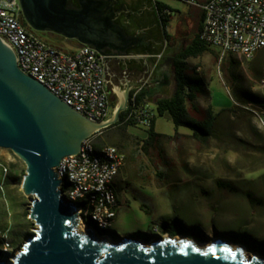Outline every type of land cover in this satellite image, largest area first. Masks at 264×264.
Wrapping results in <instances>:
<instances>
[{
	"label": "rangeland",
	"instance_id": "rangeland-1",
	"mask_svg": "<svg viewBox=\"0 0 264 264\" xmlns=\"http://www.w3.org/2000/svg\"><path fill=\"white\" fill-rule=\"evenodd\" d=\"M163 1L174 9L167 28L172 34L170 49L177 46L187 29L188 37L193 36L201 10L197 3L201 0ZM180 14L188 18L186 30L180 22L177 27L174 25ZM35 34L61 50L76 49L71 39L62 35L41 31ZM210 48L187 60L186 74L202 83L195 100L197 105L201 108L211 105L216 112L225 110L217 118L216 135L208 144L188 136L144 152L140 143L146 127L128 126L125 163L114 179L119 207L107 227L111 232L102 236L105 239L120 241L130 236L149 243L151 238L167 235L177 240L188 237L204 247L209 238L217 236L231 247L233 244L239 247L246 256L256 254L264 258L244 245L264 247V125L257 115L264 110V90L259 86L264 75V48L252 58L227 54L222 59ZM113 85L114 79L110 87ZM246 94L256 101L248 100ZM121 97L122 92H110V105H114L109 117ZM112 130L111 136L115 138L117 131ZM155 130L172 135L175 126L167 114L156 115ZM177 131L190 134L183 126H178ZM103 136L100 135L102 139ZM12 166L16 178L4 183ZM0 171V236H3L15 220L28 217L31 197L20 186L24 163L9 149L0 148ZM62 190L64 194L69 192L64 186ZM35 228L32 221L30 235ZM26 238L13 242L12 248L6 245L1 248L0 258L10 260Z\"/></svg>",
	"mask_w": 264,
	"mask_h": 264
},
{
	"label": "water",
	"instance_id": "water-1",
	"mask_svg": "<svg viewBox=\"0 0 264 264\" xmlns=\"http://www.w3.org/2000/svg\"><path fill=\"white\" fill-rule=\"evenodd\" d=\"M18 2L35 30L91 45L104 61L118 58L101 49L103 41L95 43L100 30L110 29L107 19L99 23L88 11L64 7L63 0ZM178 52L168 55L166 68ZM129 91L127 87L122 92L108 119L90 122L21 72L12 50L0 41V148L11 150L24 163L20 186L31 197L28 218L36 225L22 248L10 260L0 258V264H264V258L246 256L217 236L201 247L188 237L108 241L90 228L77 230L75 204L63 196L54 168L62 157L78 152L83 139L119 121Z\"/></svg>",
	"mask_w": 264,
	"mask_h": 264
},
{
	"label": "built area",
	"instance_id": "built-area-1",
	"mask_svg": "<svg viewBox=\"0 0 264 264\" xmlns=\"http://www.w3.org/2000/svg\"><path fill=\"white\" fill-rule=\"evenodd\" d=\"M197 6L203 13L199 38L218 50L219 59L232 54L234 49H242V57H249L253 48L264 46V0H206ZM20 23L18 1L0 0V41L14 53L19 70L28 72L30 77L86 120L100 123L108 119L111 105L105 89L104 56L86 44L73 51L55 46L54 50H46L43 48L44 40L29 30H20ZM259 86L264 90V75ZM138 91L139 87L130 91L121 123L147 127L154 111L136 102ZM257 115L264 125V110ZM110 154L116 163L111 176H103L100 160L91 155L90 159H82L81 146L78 152L71 157H62L59 162L73 160L74 168L77 165L97 168V175L89 177L92 179L91 188L116 196L115 189H111V181L123 167L125 154ZM76 187L82 186L78 184ZM118 207L117 198L116 207L107 215L109 221L116 217ZM75 212L79 221L80 211Z\"/></svg>",
	"mask_w": 264,
	"mask_h": 264
},
{
	"label": "trees",
	"instance_id": "trees-1",
	"mask_svg": "<svg viewBox=\"0 0 264 264\" xmlns=\"http://www.w3.org/2000/svg\"><path fill=\"white\" fill-rule=\"evenodd\" d=\"M153 8L155 20L158 22L162 29V37L166 41H169L170 35L166 32V26L169 18L165 15V10L169 8L166 6V4L158 0H153ZM202 22L203 13L200 10L198 14L197 26L195 28L193 36L187 41L185 45L180 48L179 52L173 57L171 66L173 71L174 90L170 96L158 98L155 101L153 109L154 115L151 118L149 125L145 128V137L141 140L140 143V148L144 152L155 150L160 145H162V143H169L180 137L190 136L199 143L208 144L209 139L216 135L214 130L217 124V118L221 111L225 110L222 109L216 112L213 110L211 105H208L206 108H201L199 105H197L195 100L197 99V94L202 89V83L200 80L193 79L186 74L187 60L189 58L198 57L204 52L211 50L210 46L205 44L199 38V33L202 28ZM160 39L161 38L159 36V41ZM141 53L157 55L160 53V48L158 46V48L154 51L144 50V52ZM218 55L219 53L217 51L216 56L218 57ZM143 94V89H139V91L136 93L135 98L138 104L145 105L143 103ZM246 97L248 98V100L256 101L254 97H248V95ZM163 114H167L175 126V131L172 135L159 133L155 130L156 115ZM123 115L124 110L120 113L118 122L101 130L94 136V144L96 147L105 144L104 141L106 140H111L112 145L116 146L123 153L128 149V144L125 139V131L128 126L136 125L121 123ZM178 126L188 128L190 130V134H181L177 131ZM112 129H116L117 131L115 138H112L111 136V132H113ZM101 134L104 135L103 139L100 137ZM13 169V166L11 169H8L6 180H4V183L12 181L16 178V174L14 173ZM62 185L66 188H68L69 186L67 182H63ZM115 193L117 196L116 191ZM31 224V219H29L26 215L15 220L12 225L6 229L5 234L3 236H0V249L4 248L5 245L8 246V248H12L13 242L28 237L30 235L29 228ZM106 232H111V230H99L97 233L99 235H103L106 234ZM163 233H166V231H163ZM244 245L248 249L257 251L259 254L264 256V247L259 248L256 246H251L248 243Z\"/></svg>",
	"mask_w": 264,
	"mask_h": 264
},
{
	"label": "flooded vegetation",
	"instance_id": "flooded-vegetation-1",
	"mask_svg": "<svg viewBox=\"0 0 264 264\" xmlns=\"http://www.w3.org/2000/svg\"><path fill=\"white\" fill-rule=\"evenodd\" d=\"M63 5L72 10L88 11V14L99 23L105 22L106 19L108 20L110 29L100 30L97 34L100 39L95 40L96 44L100 43L99 41H103L100 47L108 54H117L118 57L131 53L141 54L144 50L154 51L159 46V32L151 0H63ZM20 22L27 30L33 33L38 32L29 24L21 7ZM72 40L77 45H82L76 39ZM182 45L183 41L180 39L177 46L168 49L165 56L161 58L159 71L150 73L151 80L147 83L156 81L155 87L151 89V92H154L165 82V78L168 75L165 65L168 55L177 49L180 50ZM132 62V59H114L113 70L117 74L116 77H123L122 70H126L124 76H128ZM140 82L144 86L145 84L143 83L146 82V79Z\"/></svg>",
	"mask_w": 264,
	"mask_h": 264
},
{
	"label": "bare ground",
	"instance_id": "bare-ground-1",
	"mask_svg": "<svg viewBox=\"0 0 264 264\" xmlns=\"http://www.w3.org/2000/svg\"><path fill=\"white\" fill-rule=\"evenodd\" d=\"M20 30H27L20 23ZM43 48L46 50H54V46L43 41ZM264 46H258V48H253L249 54V57L252 58L260 49ZM232 55L242 56V49H234ZM29 76L28 72H23ZM100 131L86 137L82 140L81 146V156L82 159L96 158L103 163V176H111L112 172L116 170V163L112 161L110 153L121 152L116 146L112 144H102L98 147L95 146L93 137ZM72 154L66 155L64 157H71ZM57 176L63 182L69 184V192L64 194L61 184L60 189L63 196L75 204V211H80V220L78 221L77 230L83 231L86 228H90L94 232L99 230H108L110 222L107 219L113 208L117 204V196H114L112 193H102V191L97 190L96 188H91L92 179L89 178L91 175H97V168H91L85 165H77L74 168L73 160H64L59 162L58 165L54 168ZM78 184H81L82 187H76ZM75 187V188H74ZM111 189L114 188V181H111ZM101 200H104V203H101ZM100 212V213H99ZM110 241L109 238H106Z\"/></svg>",
	"mask_w": 264,
	"mask_h": 264
},
{
	"label": "crops",
	"instance_id": "crops-1",
	"mask_svg": "<svg viewBox=\"0 0 264 264\" xmlns=\"http://www.w3.org/2000/svg\"><path fill=\"white\" fill-rule=\"evenodd\" d=\"M151 1H152V6H153V0ZM158 1L163 2L169 8L165 10V15L168 16L169 18V21L167 22V26H166V32L170 35L169 41H166L162 37L163 34H162V29L160 25L156 21L159 36L161 38L159 41V48H160V54H161L160 57H156V55L146 54V53H141V54L131 53V54L119 56L118 57L119 59H132L133 60L132 64L130 65V69H131L129 72L130 74L128 76H124V73H126V70H122V74H123L122 78L120 76L116 77L117 74L113 70V63H114L115 58H111L107 61H104L106 90L108 92L110 91L113 93H117V91L123 92L127 87L131 88L130 91H132L134 88L139 87V89L144 90L143 103L146 106L150 107L151 109H154V104H155L156 99L170 96L174 90V79H173V71H172L171 64L169 68H167L168 75L165 78V82L161 84L158 89H156L154 92H151V89L155 87L156 81L153 80L154 82H150L149 84L147 83L149 80H151L150 73L154 71H159V68H160L159 62L161 58L165 56L167 50L169 49V42L172 39V34L170 31L167 30V28H168L169 23L172 20L174 9L166 1H163V0H158ZM204 1L206 0H201L199 3L204 2ZM179 22L183 29L186 30L188 28L189 21L185 14L178 15L176 17L174 25L177 27V24ZM186 33H187L186 35H183L180 38L183 41V45H185L187 41L190 39L188 37L189 36L188 29ZM71 42L76 46V48L79 46L72 39H71ZM214 49L218 51L216 48ZM112 79L116 81V85H113V87H110V82ZM144 79H146V82L143 83L145 84L144 86H142V82L140 85H137L138 82ZM120 86L121 88H123L122 90H120L119 88Z\"/></svg>",
	"mask_w": 264,
	"mask_h": 264
}]
</instances>
